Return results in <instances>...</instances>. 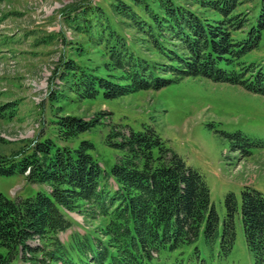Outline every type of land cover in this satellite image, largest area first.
Here are the masks:
<instances>
[{"label":"trees","instance_id":"obj_1","mask_svg":"<svg viewBox=\"0 0 264 264\" xmlns=\"http://www.w3.org/2000/svg\"><path fill=\"white\" fill-rule=\"evenodd\" d=\"M145 17L123 1L116 11L146 36L164 62L149 64L130 52L124 41L108 34L104 76L66 61L63 78L72 79L79 99L101 96L115 100L141 91H158L185 78L238 86L264 97V61L246 64L243 57L257 48L264 31V2L255 23L243 32L247 16L236 12L238 0H199L220 18L209 20L173 0H131ZM114 36V37H113ZM103 37V36H102ZM119 71L120 75L113 74ZM52 96V95H51ZM71 115L57 116L56 137L70 142L97 125ZM113 127L106 145L118 152L110 171L92 157L88 140L77 147L57 146L50 139L37 142L33 153L0 158V175H23L30 184L47 185L48 192L10 200L0 193V264H180L178 257L203 244L219 257L230 255L241 221L246 249L254 264H264V195L244 186L239 199L228 193L225 215L210 203L203 177L172 150L152 126L134 131ZM234 149L238 142L261 146L239 132L226 135ZM245 152V151H244ZM111 180L114 187L108 185ZM82 210L86 218L104 219L94 235H79L70 246L58 235L71 227L66 212ZM220 228V230H219ZM218 245V246H217ZM176 254L177 257L173 258ZM176 259L178 262H176Z\"/></svg>","mask_w":264,"mask_h":264},{"label":"rangeland","instance_id":"obj_2","mask_svg":"<svg viewBox=\"0 0 264 264\" xmlns=\"http://www.w3.org/2000/svg\"><path fill=\"white\" fill-rule=\"evenodd\" d=\"M120 1L146 18L131 0ZM152 1L147 0L157 10V3ZM173 1L202 18H220L213 10L200 8L199 0ZM263 2L238 0L236 12L247 16L248 24L243 32L233 34L236 39L246 36ZM116 3V0H0V158L18 160L31 155L35 144L45 139L68 147H77L80 141L88 140L94 146L90 154L109 172L118 155L106 145L110 130L128 127L138 131L149 125L188 167L203 177L221 225L226 194L233 193L239 199L242 188L250 186L264 195V97L238 86L185 78L158 91H141L115 100L101 96L79 99L71 91L72 79L62 77L63 64L72 61L89 73L104 76L107 73L104 67L110 63L105 41L108 34L122 39L134 56L149 64L164 62L146 36L116 11ZM242 61L246 64L264 61V31L257 48ZM64 115L98 122L87 133L62 143L56 137L54 122L57 116ZM237 132L262 145L249 146L240 141L241 148L234 149L226 135ZM108 185L114 187L111 180ZM48 191L47 185L30 184L23 175H0V193L10 200ZM66 216L71 227L58 235L66 246L76 236L96 234L97 228L105 223L99 217L86 218L82 210L66 212ZM235 229V243L229 256L219 257L217 248L211 251L200 237L196 244L199 253L194 255L193 247L187 248L178 257L180 264H254L238 217Z\"/></svg>","mask_w":264,"mask_h":264}]
</instances>
